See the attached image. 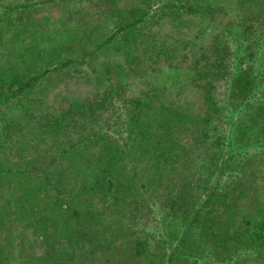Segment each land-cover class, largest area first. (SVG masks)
I'll use <instances>...</instances> for the list:
<instances>
[{"label": "trees", "instance_id": "1", "mask_svg": "<svg viewBox=\"0 0 264 264\" xmlns=\"http://www.w3.org/2000/svg\"><path fill=\"white\" fill-rule=\"evenodd\" d=\"M27 1L22 5L57 2ZM87 1V10L66 8L60 15L61 24L49 30L47 50L36 36L44 33L42 20L48 16L39 22L30 12L23 14L26 41L15 46L18 58L4 57L8 65L0 64V103L22 110L7 118L0 134V264H10L7 237L26 217L47 228L34 207L43 208L55 195L59 201L51 209L58 214L51 218L57 234L40 235L42 264H88L92 254L111 251L133 228V250L122 264H152V214L157 227L181 233L173 264H195L205 238L221 251L252 250L264 240L263 210L248 209L242 195L231 197L228 180H220L224 174L240 178L239 164L222 156L236 103L242 106L237 131L264 135V50L258 66L250 65L251 46L264 35V0ZM226 1L234 4L232 20L207 44L187 39L182 51L175 39L161 40L151 26L165 20L173 24L171 33L186 31L192 18L226 13ZM103 23L111 29L102 32ZM110 53L120 58L113 61ZM102 55L106 76L95 77L102 85L110 80L107 88L95 97L65 90L69 85L62 82L92 79L93 62L98 65ZM164 65L186 75L173 90L155 80ZM251 81L256 94L246 90ZM141 83L144 87L126 95ZM118 99L124 111L115 108L103 116V127L89 126L90 115L101 116ZM204 146L209 177L193 201L191 173ZM11 204L13 209H3Z\"/></svg>", "mask_w": 264, "mask_h": 264}, {"label": "rangeland", "instance_id": "2", "mask_svg": "<svg viewBox=\"0 0 264 264\" xmlns=\"http://www.w3.org/2000/svg\"><path fill=\"white\" fill-rule=\"evenodd\" d=\"M27 2V0H0V64H3V66L8 65L4 62V57L8 60V56H10L11 61L18 58L16 53L14 54V51L16 50L15 46H18V43L21 44V41H26L23 38V30H20L26 22V19L23 20L24 17H21L23 14L26 16V13L30 12L32 16L34 15V18L38 19L39 22V18H42L43 15L48 16V18H43L42 20L44 33L37 34L36 36L38 42H41V48L47 50V45L49 46L50 37L52 36V32L49 30L52 31L54 30L55 25L59 26L61 24L56 21L60 15L64 14V12H66L69 8H73L76 11L79 9L87 10L89 4L87 0H57L58 3L50 1L34 6L22 5ZM226 3V13L224 12L214 17H205L204 20H202L203 18H192L188 20V26L190 25L191 29L189 28L187 30L186 27V31L178 33L173 31V33H171L173 24L171 22H165V20H158V23L154 22L151 26L154 27V31L159 34V38L161 40L165 41L166 39L169 41L175 39L176 45H178L182 51H185L182 41L190 39L192 41L199 42L200 44H207L216 31L223 27L224 24L232 20L234 14V4L233 2L230 4L228 1H226ZM54 21L55 24H52ZM104 24L105 23L102 24L104 26L102 32H107V30L111 29L110 24H107L106 26ZM257 38L259 39L258 44L255 43L251 46L252 52L254 53L251 55L252 58L250 60V65L255 64L256 67L258 66L259 60L262 56V51L264 50V35ZM186 50H190V47H187ZM42 51L45 52V50ZM109 57H111L113 61H117L118 58H120V55H111L110 53ZM103 58L105 59V55H102L99 58L98 61L100 63L98 65H95L93 62V71L91 72L92 79L88 78L90 76L84 77L83 81L85 80V84L80 83V81L79 83H74L72 81L62 82L69 85L65 90L75 91L77 89L78 92L82 93L83 97L87 96V94H90L93 97L98 96L99 93H101L110 84V80H104L105 85H102L101 80L95 77L101 76V78H103L106 76L104 73L105 71H102L104 67L101 66V63L104 60ZM243 61L247 63L246 65L249 64L248 60ZM238 68L240 67L238 66ZM185 76L186 75H183L182 70L164 65L161 70L156 73L155 80L165 87H170L169 90H173L176 86L175 81H182ZM116 78H118L117 75ZM253 85L254 83L251 81L246 90L251 94H256L258 91L256 87L253 88ZM58 87L60 88L61 85ZM141 87H144V84L141 83L140 86H136V89L131 85V87L127 89L126 95L128 96L134 94L136 90L138 91ZM52 92L53 91H51L50 98H48V100L52 99ZM256 99L261 100L262 96ZM120 105H122V100L118 99L114 101L113 104L108 106L107 110H104L101 116L99 115V112L94 115H90L91 117L87 116L88 119L86 120L90 123L89 126H94V128L105 126V117L103 116L109 115L110 112L116 110L115 108H119L120 112L124 111L125 109ZM235 106L236 108L233 109L224 131L226 134L227 145L223 148L224 150L222 156L224 159H229L228 163L232 162L233 164V162H237L239 164L237 172L240 174V178L238 180H236L237 178L232 180L228 179L227 174H224L220 181L228 180L227 188L233 190L231 197H234L235 195H242V201H245V205L248 209L254 211L260 207L264 213V141L261 140L264 135H252L249 134L246 129H244L243 133L237 131L236 127L239 122L240 112L242 109L241 102L236 103ZM17 113H22V110L11 108L7 103H0V134H3V131L7 126V118H14L13 116ZM114 113L115 112H113V114ZM124 116H126L125 113ZM87 117L84 116L81 118L85 119ZM205 146L200 148L201 152H199L201 155L197 157L195 167H193V172L191 173L193 175L191 176L193 182L191 185L196 187L194 189V191H196V197L194 196L193 201L199 200V191H203L207 178L209 177L205 174L206 168H208L209 165H207L203 159L207 150ZM236 190L238 192L245 190V192L241 194L236 192ZM57 196L58 195L52 197V201L45 204L43 208L34 207V215H41L42 218L40 221L44 218L46 219V229L43 227L42 223L39 224L38 221H34L33 224H29V218L26 217L23 221H21L23 225L14 228V233L10 237H7V239L11 242L10 246H7L4 250V253L10 264H22L23 262H26V264L43 263L41 260V254L43 253L44 248L41 247L39 242V240H41L40 235H44L47 230H49L52 235L57 234L54 230L56 225L53 223L51 218L57 216L58 214V208L51 209L53 202L54 206H57L58 204L59 198ZM213 205L212 206L215 209L222 210L221 205L220 207L216 205V203H213ZM14 207L15 206L11 204L3 209H13ZM260 212L262 211H259V213ZM153 215L154 214H152V219L150 220L149 225L150 230L156 234V241L153 238V244L151 247L152 251L156 252V254L153 256L154 259L151 260L150 263L155 264L161 261L166 262L167 264H173V259H175L176 255L179 254L178 252L182 247L180 238L181 233L177 232L175 228H169L168 230L164 225L157 227L155 223L156 216ZM30 218L32 219L33 216ZM138 220L142 222L145 219L139 218ZM50 222H52L53 225ZM133 229H131L132 233L130 230L129 234L126 233V236L122 237L117 243H115V246L111 251L104 254H92V258L89 263L97 264L102 262V264H106V260L110 259L111 264H122L133 250L135 235V231H133ZM12 238L13 240H11ZM196 240L199 243L200 234L197 235ZM202 241L203 242L200 243L202 247L196 251L195 257H197V261L195 260V264H264V240L252 250L249 248L247 252V249L240 250L237 246L233 249L221 251L220 247L218 249L214 248L210 238H205Z\"/></svg>", "mask_w": 264, "mask_h": 264}]
</instances>
